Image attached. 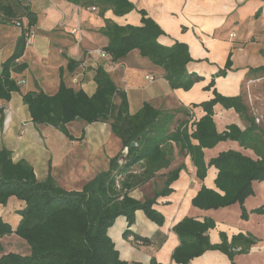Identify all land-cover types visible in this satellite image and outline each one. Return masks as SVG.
Masks as SVG:
<instances>
[{
    "label": "crops",
    "instance_id": "crops-1",
    "mask_svg": "<svg viewBox=\"0 0 264 264\" xmlns=\"http://www.w3.org/2000/svg\"><path fill=\"white\" fill-rule=\"evenodd\" d=\"M130 1L134 5L130 13L116 17L108 10L103 18L99 17L98 9H85L67 0L30 1L31 10L37 14V23L22 57L11 72V78L20 90L12 93L9 102L0 100V118L3 115L0 149L10 151L14 162L25 161L31 165L39 181L50 174L64 190L79 191L98 173L108 169L109 160L122 151V146L107 123L71 122L65 125L70 137L50 125L33 124L22 100L27 92L41 90L54 95L63 82L68 88L81 89L91 96L96 90V70L101 67L126 94L130 114H135L147 102L156 109L175 113L170 126L173 130L180 122L188 120L190 125L191 114L196 120L201 118L204 111L193 106L212 99L213 91L225 97H243L241 88L246 81L264 79V74L254 73L264 67V0ZM140 10H144L164 32L158 39L161 45L170 47L180 42L188 46L192 61L186 70L201 78L190 90L171 89L164 79V71L141 57L137 50L115 62L91 53L107 44V39L99 33L104 26L103 19L118 25L137 26L140 25ZM76 27L81 28L80 45L71 34ZM20 33L16 26L0 23V75L1 65L13 53ZM229 56L230 69L224 76L216 77L225 68ZM20 64L25 66L23 70L19 68ZM212 78L214 85L207 89ZM213 121L219 133L230 125H236L240 130L246 127V122L233 109L226 110L220 105L214 107ZM168 148V167L157 171L153 178L129 193L139 201L151 199L162 189L168 174L181 168L178 178L169 186L170 194L158 197L153 205L163 216L164 223L158 226L143 211L137 210L130 231L151 240V243L143 244L133 236L124 238L127 222L125 217H117L107 233L120 259L129 264H150L151 258L160 264H176L171 255L179 240L173 227L185 217H191L199 221L209 218L215 222V227L208 231L212 245L220 243L222 233L228 240L239 233L251 234L257 243L247 253L235 256L234 263L264 264V181L254 182L253 195L244 201L248 212L246 220L241 218L238 204L200 210L193 207L191 201L202 186L217 191L214 184L217 169L209 167L205 178L199 180L190 156L179 154L174 143ZM227 150L254 158L251 150L227 141L213 149H205L204 159L209 162ZM7 204H12L14 215L0 217L15 230L20 221L17 211L24 203L11 198ZM261 207L263 214L251 213ZM12 217L14 223L9 222ZM27 249V253L17 254L28 255L30 248L27 246ZM189 264L232 262L219 251H207Z\"/></svg>",
    "mask_w": 264,
    "mask_h": 264
},
{
    "label": "trees",
    "instance_id": "trees-1",
    "mask_svg": "<svg viewBox=\"0 0 264 264\" xmlns=\"http://www.w3.org/2000/svg\"><path fill=\"white\" fill-rule=\"evenodd\" d=\"M67 1L85 9H98L101 18L108 10L122 17L134 9L130 0ZM139 14L141 19L137 26L118 25L103 19L104 26L99 33L107 39V44L102 50L114 62L137 50L141 57L164 71V79L171 89L190 90L201 78L186 70L192 61L188 46L180 42L170 47L161 45L158 39L164 35L162 29L144 10ZM0 23L16 26L21 32L13 53L1 65L0 100L9 102L12 93L20 90L11 72L24 53L27 35L37 23V14L27 0H0ZM69 63L74 61L69 60ZM230 67L229 56L225 68L216 77L224 76ZM19 68L23 70L25 66L20 64ZM254 73L264 74V67ZM94 82L96 90L91 96L81 89L68 88L63 82L54 95L39 90L22 96L33 124L50 125L70 137L65 125L71 122L107 123L119 139L122 151L109 160L106 171L98 173L79 191H66L50 174L39 181L31 165L25 161L14 162L10 151L0 149V205L5 206L11 198L24 203L17 211L20 221L15 230L0 217V239L15 234L30 248L28 255L2 253L0 248V264H129L120 259L108 229L117 217L123 216L127 222L124 238L133 236L143 244L151 243L150 239L130 231L134 214L141 210L150 221L162 226L164 218L153 205L158 197L170 194L169 186L178 178L181 168L168 174L162 189L151 199L139 201L129 193L153 178L157 171L168 167L171 143L178 147L179 154L190 156L199 180L205 178L209 167L218 171L214 181L217 191L202 186L191 201L193 207L216 210L238 204L241 218H248L244 201L253 195V183L264 181V130L255 124L242 96L225 97L213 91L212 99L193 106L204 111L201 118L190 125L188 120L180 122L171 130L173 112L156 109L146 102L135 114H130L126 94L103 68H97ZM213 85L212 78L207 89ZM216 105L233 109L246 122L245 129L230 125L219 133L213 121ZM227 141L251 150L254 158L227 150L205 161V149ZM251 213L263 214V208ZM214 227L215 222L209 218L199 221L185 217L178 222L173 232L179 245L172 252V261L189 264L207 251H219L235 264V256L247 253L257 243L248 233H239L230 240L222 233L220 243L212 245L208 231ZM150 264L160 263L151 258Z\"/></svg>",
    "mask_w": 264,
    "mask_h": 264
},
{
    "label": "rangeland",
    "instance_id": "rangeland-1",
    "mask_svg": "<svg viewBox=\"0 0 264 264\" xmlns=\"http://www.w3.org/2000/svg\"><path fill=\"white\" fill-rule=\"evenodd\" d=\"M81 28L76 27L71 30V34L76 37V43L80 45L81 43ZM76 30L75 33H72ZM80 39V41H78ZM250 80L244 83L241 88V93L243 95L244 102L250 112V115L254 118L255 124L264 130V79L260 80ZM9 211V213H7ZM15 212L12 211V204H7L0 207V216H8L9 214L14 215ZM8 214V215H7ZM259 215V214H258ZM14 217L9 219V222H13ZM264 232V229L263 231ZM26 243L17 237L15 234L9 237H4L0 241V248L2 253L5 252H16L20 254L27 253Z\"/></svg>",
    "mask_w": 264,
    "mask_h": 264
},
{
    "label": "built area",
    "instance_id": "built-area-1",
    "mask_svg": "<svg viewBox=\"0 0 264 264\" xmlns=\"http://www.w3.org/2000/svg\"><path fill=\"white\" fill-rule=\"evenodd\" d=\"M28 2H30V1H32V0H27ZM76 32V30H73V32L72 33H75ZM33 32H31L29 35H27V43L29 42V40H30V38L33 36ZM78 41H80V39L78 40ZM91 53H94V54H97L98 56H100V57H108L109 59H110V57H109V55L108 54H106L102 49H96V50H93ZM147 79H149V80H152V78H147ZM196 121V118L191 114V117H190V124H192V123H194ZM126 149L123 151V153H126Z\"/></svg>",
    "mask_w": 264,
    "mask_h": 264
},
{
    "label": "water",
    "instance_id": "water-1",
    "mask_svg": "<svg viewBox=\"0 0 264 264\" xmlns=\"http://www.w3.org/2000/svg\"><path fill=\"white\" fill-rule=\"evenodd\" d=\"M131 146H135V143H131Z\"/></svg>",
    "mask_w": 264,
    "mask_h": 264
}]
</instances>
